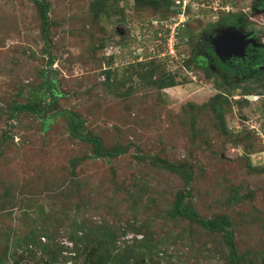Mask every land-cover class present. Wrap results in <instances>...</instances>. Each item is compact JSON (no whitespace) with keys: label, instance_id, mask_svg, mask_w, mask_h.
Here are the masks:
<instances>
[{"label":"rangeland","instance_id":"1","mask_svg":"<svg viewBox=\"0 0 264 264\" xmlns=\"http://www.w3.org/2000/svg\"><path fill=\"white\" fill-rule=\"evenodd\" d=\"M40 1L49 3L48 45L39 7L0 0V264L48 258L42 245L58 255L56 264H84V249L106 232L114 244L103 247H135L151 264H232L225 232L174 214L188 190L187 209L230 224L238 264H264L262 82L205 81L185 66L191 46L176 35L180 21L194 31L224 15L220 9L199 0L189 19L167 23L169 35L160 31L154 41L150 22L173 16L166 9L153 13L136 0ZM251 3L228 7L238 15L247 9L264 31V12L250 14ZM151 58L159 63L152 76L138 65ZM51 67L62 96L43 115L74 113L79 133L100 138L105 150L133 146L128 152L97 155L94 144L69 135L67 113L43 130L33 112L14 110ZM164 74L172 87L159 85ZM220 91L229 97L224 106L215 101ZM150 159L191 171L189 186ZM29 241L40 246L35 256L25 250L34 249Z\"/></svg>","mask_w":264,"mask_h":264},{"label":"trees","instance_id":"2","mask_svg":"<svg viewBox=\"0 0 264 264\" xmlns=\"http://www.w3.org/2000/svg\"><path fill=\"white\" fill-rule=\"evenodd\" d=\"M31 1L37 7H39L41 10V18L43 20L42 32L44 35L45 43H46V45H48L49 44L48 29L50 27L49 15H48L49 3L45 2V1H40V0H31ZM137 1L140 3V5L142 7L148 6L152 9H154L155 11L153 13L158 14V13H161L162 10L166 9V11L164 10L166 13H169L173 16L176 15V13L171 9V6L173 5V0H136V5H139L137 3ZM208 1L212 2V4H213V0H208ZM208 1L204 0L203 2L207 3ZM220 2H221V5H226L229 3V0H221ZM190 10H191V7H188V9L186 11L188 18L191 16V15H189ZM217 13H219V12H217ZM220 13L223 14V10L220 9ZM107 15H108V11H107L106 16ZM161 15L164 16L165 13H161ZM196 22H201V20L197 19ZM206 24L207 23H205V25ZM205 25H203V26H205ZM177 37L180 40H183V38L179 34H177ZM149 60L150 61H143V63H140V62H142V61H140V62H138L139 63L138 65H140V64L144 65L145 69L143 71H146L148 74H150L152 76V73L154 72L155 66L157 67V65L159 63L155 59H152V58ZM53 61H54V59L50 56V60L48 62L49 66L52 65ZM185 63H186L185 66L187 68H194V70H196V71L198 70V71L204 72L203 73L205 75L203 77L204 80L210 81L209 79H210V77H212V73L210 72V69H208L207 66L199 65V64L195 63L193 60H186ZM183 68H185V67H183ZM48 72L45 73L43 82L39 86L30 90V96H29L28 101H27L28 103L17 105L16 107H14L15 111L27 110V111L33 112L35 115L38 116L43 130L47 129L48 124L52 120L53 116H60L64 113H67L69 115V122H68L69 135L73 136V137H78L85 142L94 144L97 147V155H105V156H109V157H118V156H121V155L125 154L126 152H128L129 147H133V146L128 145L124 148H116V149H112V150L103 149L102 142H101L100 138H97V137L92 136L90 134L83 135V134L79 133L78 128L83 124V121L79 118V116H77L74 113H70L69 111L58 110V111H55L54 113H52L51 116L46 118L45 115H43L44 110L50 105L53 107L57 98L59 96H62V94L58 93L57 90L55 89L54 77H51V76L49 77L47 89H45V87H46V76H47ZM106 73H107V75H106L107 77H109L111 75L110 71H108ZM146 78L147 77H145V79ZM159 85L163 89L172 87L173 86L172 76H169L166 74L162 75L159 79ZM261 88L264 89V81L262 82ZM47 92H52L51 101H49L50 96H48ZM228 99H229V97L226 95L225 92H222V91H220L218 95H215V101H216V103H219L220 106L221 105L224 106L225 104H228L229 103ZM241 104H242V102H241ZM137 157L140 159H147L148 158V157L138 156V155H137ZM150 162L153 165L160 166V167H162L168 171L175 172V173L179 174L180 176H182L185 179L186 185L189 186V184L191 182V176H192L191 171L186 170V169H182L181 167H178L176 165L166 164L164 166H161L154 159H150ZM190 196L191 195H190L189 190L186 192L185 195H178L177 196V198L175 200L174 208H173L174 214L177 216L179 215V216H184V217H187L189 219H192V220L196 221L197 223L201 224L205 229H207L211 232H225L231 263L232 264H238L239 259L237 256V250H236L234 242H233V233H232V230L230 229V224L225 219H221L218 223H214L210 220L199 218L195 213H193L192 211H190L189 209H187L184 206L185 199L187 197H190ZM92 242H95V241H91V243ZM97 242H98V246L93 245V247L91 246V248L89 247V248L84 249V251L86 249L88 251L87 253L84 252L85 256H86V258L84 260V262H85L84 264H91V263H93V264H151L150 262H147L146 254L142 253L141 251H139L135 247H132L130 249H126L124 251L125 253L118 252V250H117L118 248H115V245L110 247V245L108 244L107 248L103 247L104 242L114 244V239H112V237L109 235L108 232L103 233L102 236L97 240ZM29 244L33 245L34 249H31V250L25 249V250L28 251L29 255L35 256L36 254L34 252L38 251L40 246H35L36 244L34 245L33 241H29L28 245ZM42 246H43L42 252L43 253L45 252L46 254H48L49 257L43 258V257L39 256L38 258H34V259H37V261L34 264H56L58 261V255H56V253H52V251L47 249V247H45V245H42Z\"/></svg>","mask_w":264,"mask_h":264},{"label":"flooded vegetation","instance_id":"3","mask_svg":"<svg viewBox=\"0 0 264 264\" xmlns=\"http://www.w3.org/2000/svg\"><path fill=\"white\" fill-rule=\"evenodd\" d=\"M182 1L173 0L171 9L176 15L169 17L168 20L163 19L161 15H158V17L153 15L150 23L154 28V41L160 36V31L168 33V28H171L168 24L172 20H177L180 15H184L189 19L186 11L188 7H191L194 0L189 1L186 9L182 8ZM196 1L199 4V0ZM250 6V14L258 13V15H261L260 12H264L263 0H252ZM223 12L224 15L217 20L209 22L194 31L188 23H182L185 21H180L181 25H176L179 26V33L177 32L176 35L179 34L186 45L191 46L192 50L184 60H193L199 65L207 66L212 73V78L220 88L227 85L236 86L237 83L243 85L245 81L248 82L250 79H260L263 82L264 31H261L262 27L254 25L256 23L260 24V21L249 16L247 9H244L240 15L229 9L223 10ZM158 22L162 26H159ZM165 35H169V33ZM227 37L229 40L232 38L235 41L229 46H224L222 38Z\"/></svg>","mask_w":264,"mask_h":264},{"label":"built area","instance_id":"4","mask_svg":"<svg viewBox=\"0 0 264 264\" xmlns=\"http://www.w3.org/2000/svg\"><path fill=\"white\" fill-rule=\"evenodd\" d=\"M189 1L190 0H183L182 2V8L183 9H186L187 8V5H188V3H189ZM221 0H213V10L214 11H217V9H221V10H226V9H229V7H228V5L229 4H226V5H221V2H220ZM178 3V2H177ZM199 4H198V2L195 0V1H193L192 2V4H191V8L193 7H195L196 8V10H198V6Z\"/></svg>","mask_w":264,"mask_h":264},{"label":"water","instance_id":"5","mask_svg":"<svg viewBox=\"0 0 264 264\" xmlns=\"http://www.w3.org/2000/svg\"><path fill=\"white\" fill-rule=\"evenodd\" d=\"M263 5H264V0H263ZM263 10H264V8H263ZM222 40H224V41H223V45H224V46H225V45L229 46V45L232 44L233 41H235V40H233L232 38H231V40H229L228 37H227V38H222ZM54 71H55L54 68L51 67L50 71L47 73V78H46V88H47V85H48L49 77H50V76H51V77H54ZM51 99H52V94H51Z\"/></svg>","mask_w":264,"mask_h":264}]
</instances>
